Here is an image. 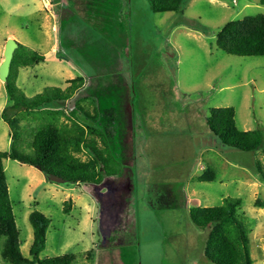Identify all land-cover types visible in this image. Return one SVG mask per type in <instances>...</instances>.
Instances as JSON below:
<instances>
[{
    "label": "rangeland",
    "instance_id": "1",
    "mask_svg": "<svg viewBox=\"0 0 264 264\" xmlns=\"http://www.w3.org/2000/svg\"><path fill=\"white\" fill-rule=\"evenodd\" d=\"M118 7L110 15L101 0H0V65L9 39L23 46L15 50L10 77L28 98L83 77L85 86L58 107L68 115L76 100L94 98L101 113L116 111L113 148L123 169L100 185L58 184L35 167L4 160L23 255L30 258L29 216L37 210L50 219L41 259L69 254L73 264H210L209 230L192 223L190 209L239 198L252 259L264 264V181L256 168V162L264 168V150L225 147L207 126L211 109L233 107L240 130H264V56L228 55L216 43L227 23L264 15V5L188 0L182 12L154 13L148 0H121ZM32 51L45 61L20 66ZM8 105L0 80L3 152L12 147L2 119ZM206 168L214 181H199ZM3 243L0 264H9Z\"/></svg>",
    "mask_w": 264,
    "mask_h": 264
},
{
    "label": "trees",
    "instance_id": "2",
    "mask_svg": "<svg viewBox=\"0 0 264 264\" xmlns=\"http://www.w3.org/2000/svg\"><path fill=\"white\" fill-rule=\"evenodd\" d=\"M120 1L101 0L103 11L107 14L119 12L117 4ZM148 1L154 13H165L182 12L188 0ZM260 4L264 5V0H260ZM216 43L228 55L264 56V15L248 16L227 23L218 33ZM18 47L23 46L18 44ZM15 56L16 51L13 60ZM44 61V55L32 51L22 57L19 65L25 68ZM16 81L9 74L5 87L10 105L2 112V119L10 128L12 147L10 152L0 149V239L4 238L1 257L9 264H73L75 256L69 254L40 258L46 246L50 219L37 210L29 216L33 228L30 258L23 255L4 160L11 159L35 167L45 177L59 176L65 180V184L100 185L105 176H119L123 172L113 148L118 114L112 109L101 113L94 98L76 100L68 115L58 107L59 103L69 102L85 86L83 77L69 80L64 89L46 88L31 98L25 96ZM101 114L106 116L103 121ZM235 115L233 107L211 109L207 126L213 137L219 144L243 152L264 150V130H240ZM64 116L66 120H62ZM23 121L43 124L37 127L38 124H22ZM29 127L31 131L27 135ZM19 144L27 147L29 152L21 151ZM81 154H85L86 159L83 160ZM256 166L257 174L264 181V168L260 162H256ZM198 179L200 182H211L216 175L206 168ZM71 203L72 200L64 203L65 212L69 211ZM241 206V199L226 198L219 206L190 209L192 223L202 230H209L205 256L210 264H254L249 231L238 214Z\"/></svg>",
    "mask_w": 264,
    "mask_h": 264
},
{
    "label": "water",
    "instance_id": "3",
    "mask_svg": "<svg viewBox=\"0 0 264 264\" xmlns=\"http://www.w3.org/2000/svg\"><path fill=\"white\" fill-rule=\"evenodd\" d=\"M18 47V43L14 39H9L6 43L5 50H4V60L0 65V80L3 81L5 84L7 83L8 76L10 74V67L14 57V52ZM49 181L58 183V184H65V180L59 176H47L46 177Z\"/></svg>",
    "mask_w": 264,
    "mask_h": 264
},
{
    "label": "crops",
    "instance_id": "4",
    "mask_svg": "<svg viewBox=\"0 0 264 264\" xmlns=\"http://www.w3.org/2000/svg\"><path fill=\"white\" fill-rule=\"evenodd\" d=\"M49 6H50V4H49ZM117 6H118V4H117ZM51 7H52V5H51ZM48 8H50V7H48ZM120 8H121V7H120ZM120 8H119V9H120Z\"/></svg>",
    "mask_w": 264,
    "mask_h": 264
},
{
    "label": "flooded vegetation",
    "instance_id": "5",
    "mask_svg": "<svg viewBox=\"0 0 264 264\" xmlns=\"http://www.w3.org/2000/svg\"><path fill=\"white\" fill-rule=\"evenodd\" d=\"M120 161V160H119Z\"/></svg>",
    "mask_w": 264,
    "mask_h": 264
}]
</instances>
